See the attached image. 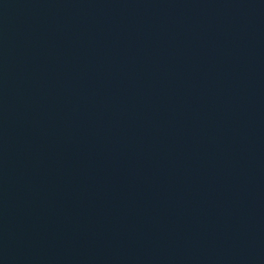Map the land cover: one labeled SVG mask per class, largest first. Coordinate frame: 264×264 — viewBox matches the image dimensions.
I'll use <instances>...</instances> for the list:
<instances>
[{"label":"water","instance_id":"water-1","mask_svg":"<svg viewBox=\"0 0 264 264\" xmlns=\"http://www.w3.org/2000/svg\"><path fill=\"white\" fill-rule=\"evenodd\" d=\"M0 264H264V0H0Z\"/></svg>","mask_w":264,"mask_h":264}]
</instances>
